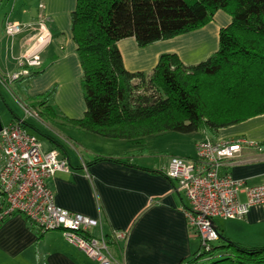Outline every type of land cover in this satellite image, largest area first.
<instances>
[{"label":"crops","instance_id":"obj_1","mask_svg":"<svg viewBox=\"0 0 264 264\" xmlns=\"http://www.w3.org/2000/svg\"><path fill=\"white\" fill-rule=\"evenodd\" d=\"M45 9L32 8L26 0H16L9 20L34 23L41 12L48 18L52 42L42 54L43 66L36 76L23 78L8 87L3 76L19 70L28 34L0 38V96L20 119L34 126L26 127L36 135L46 151L57 149L70 162V172H60L50 181L56 202L61 207L100 219L104 233L126 230L125 242L112 243L111 251L119 264H182L202 250L201 239L190 226L188 200L176 191V182L162 171L172 156L196 158L197 143L206 136L213 140H248L264 142V115L256 116L216 133L196 132L195 153L175 151L166 157L151 153L148 136L142 142L105 138L74 128L65 118L81 119L87 105L82 88L83 69L72 33V13L77 0H37ZM24 5L23 7H21ZM20 6V7H17ZM232 22L223 10L205 27L169 40L141 47L135 38L119 41L126 68L131 72L151 73L163 54L175 53L186 65L208 60L219 50L220 30ZM15 90V98L30 103L33 97L56 87L51 101L56 113L55 128L46 131L40 123L20 117L8 103L4 90ZM23 107V106H22ZM1 117V115H0ZM65 117V118H64ZM14 118V117H13ZM13 118L10 123H13ZM2 120V119H1ZM9 123V124H10ZM50 128V127H49ZM166 139L176 141L177 134L166 132ZM94 135V136H90ZM45 141V143H44ZM58 143L64 147L62 152ZM247 161H234L224 171L250 185L264 183V153L252 148L243 151ZM118 158L128 164L103 161L88 165L97 157ZM245 201V195H241ZM225 238L245 246H264V205L254 206L244 220H214ZM220 239L215 245H225ZM0 264H99L71 244L60 231L41 233L26 217L17 214L0 224ZM186 264V263H185Z\"/></svg>","mask_w":264,"mask_h":264},{"label":"trees","instance_id":"obj_2","mask_svg":"<svg viewBox=\"0 0 264 264\" xmlns=\"http://www.w3.org/2000/svg\"><path fill=\"white\" fill-rule=\"evenodd\" d=\"M220 10L232 22L220 30L219 50L208 60L186 65L167 53L151 73L126 68L119 41L135 38L145 47L169 40L205 27ZM72 33L87 105L83 118L64 117L76 129L142 142L166 132L216 133L264 115V0H77ZM40 73L33 70L31 76ZM55 93L53 87L28 105L43 119L62 117L51 105ZM11 113L14 122L32 126ZM57 147L66 154L62 145ZM103 161L128 164L101 156L88 165ZM220 239L226 244L182 264H264V246Z\"/></svg>","mask_w":264,"mask_h":264},{"label":"built area","instance_id":"obj_3","mask_svg":"<svg viewBox=\"0 0 264 264\" xmlns=\"http://www.w3.org/2000/svg\"><path fill=\"white\" fill-rule=\"evenodd\" d=\"M39 9H45L44 2ZM48 22L43 12L34 23L7 21L9 36L30 37L19 59V70L3 76L5 84L30 77L33 70L42 68V54L52 42ZM24 110L27 116L40 117L36 110ZM246 148L264 153L261 143L247 138L222 141L205 137L197 143L196 158L172 156L162 169L189 202L187 215L201 239V253L211 252L221 238L216 218L244 220L252 207L264 205V183L250 185L224 171L234 161H247L242 154ZM60 172H70V162L57 149L44 150L40 139L28 132L22 121L4 125L0 132V224L20 214L41 233L62 232L99 264H119L110 245L125 242L128 232L115 229L107 235L100 219L58 205L50 181Z\"/></svg>","mask_w":264,"mask_h":264},{"label":"rangeland","instance_id":"obj_4","mask_svg":"<svg viewBox=\"0 0 264 264\" xmlns=\"http://www.w3.org/2000/svg\"><path fill=\"white\" fill-rule=\"evenodd\" d=\"M32 8L37 10V7L39 8L38 1L37 0H26ZM16 6V0H0V38L5 36H9L6 30V23L9 20V16L13 12V7ZM22 5L21 7H23ZM20 7V6H17ZM40 10V9H39ZM7 87L8 85L5 84ZM9 88V87H8ZM12 90H4V95L8 99V103L11 105V107L15 110V112L20 116L25 119H31L34 120L37 124L40 123V127L44 128L46 131H50L51 129L55 128V123H57L56 120L54 119H49L46 121V119L41 118H32L30 116L26 115V112L24 110V107L32 109L28 103L22 102V106L20 105L19 101L15 98V90L12 87ZM34 110V109H33ZM0 115L1 119L4 125H7L11 122L12 118L14 117L13 114L11 113L10 109L6 105V102L2 99L0 96ZM50 127V128H49ZM173 134H177V132H171ZM90 136H94L89 134ZM167 136H170L169 133L166 135H153L149 137L148 141V146L149 151L151 153L155 154H160L163 157H166L167 155H170L174 153L175 151L182 150V152L185 153H195V143L197 139V134L196 132L194 133H189V134H183V133H178L177 136H183L179 137L176 141H170L169 139H166ZM211 138V136H206ZM45 143V141H44ZM46 144V143H45ZM209 262H200L198 264H208Z\"/></svg>","mask_w":264,"mask_h":264},{"label":"water","instance_id":"obj_5","mask_svg":"<svg viewBox=\"0 0 264 264\" xmlns=\"http://www.w3.org/2000/svg\"><path fill=\"white\" fill-rule=\"evenodd\" d=\"M3 126H4V124H3L2 120H1V117H0V132H1L2 129H3Z\"/></svg>","mask_w":264,"mask_h":264}]
</instances>
